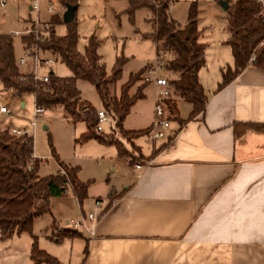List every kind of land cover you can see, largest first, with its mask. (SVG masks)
Here are the masks:
<instances>
[{
    "label": "crops",
    "instance_id": "obj_1",
    "mask_svg": "<svg viewBox=\"0 0 264 264\" xmlns=\"http://www.w3.org/2000/svg\"><path fill=\"white\" fill-rule=\"evenodd\" d=\"M223 67L198 72L202 114L181 126L171 117L145 155L134 146L137 163L120 160L122 182L77 202L95 216L85 228L50 217L55 229L81 233L54 238L74 239L72 264H264V71L246 67L215 91ZM177 111L179 120L189 112Z\"/></svg>",
    "mask_w": 264,
    "mask_h": 264
},
{
    "label": "trees",
    "instance_id": "obj_2",
    "mask_svg": "<svg viewBox=\"0 0 264 264\" xmlns=\"http://www.w3.org/2000/svg\"><path fill=\"white\" fill-rule=\"evenodd\" d=\"M64 7L74 5L77 0H56ZM223 11L225 15V34L223 42L228 47L232 66L220 70V79L215 91H219L234 80L246 67L264 71V49L259 43L264 38V16L261 7L254 0L227 1ZM154 3V2H153ZM147 4L143 0H129L125 13L132 17L135 10L147 7L152 11V31L143 35L150 39L155 46V57H162L161 69L165 73L170 94L165 101L172 119L179 126L203 113L206 105V94L199 81L198 72L204 67L205 45L200 43L199 31L196 25V5L192 3L185 25L180 28L168 17L166 7L159 1ZM51 34L43 48L52 53L57 62L62 64L70 73L67 77H59L51 71L45 83L34 82L28 74L20 81V71L15 64L12 38L0 34V91L10 93L13 98L30 94L33 105L43 110L60 107L63 119L71 124L81 122L85 126L75 143L95 140L99 144L113 146L116 158L125 160L126 155L119 142L108 139V135L96 131L97 117L95 111L85 101L81 100L75 87L77 80L91 84L99 99L102 110L114 122L119 134L126 136L134 134L145 135L143 131H124L122 122L129 109L137 99L142 97L141 89L135 95H128V90L134 82L141 80L147 68L130 76L121 86L119 96H115L114 85L118 80L122 62L117 59L111 73L106 75L104 65L97 54L98 42L91 36L86 39L83 51H77L78 35L74 18L68 24H62L59 16H52ZM65 28L62 35H56L54 27ZM22 44L26 39L21 40ZM252 57V60L250 58ZM167 58V59H166ZM182 100L189 106V112L184 120H179L175 100ZM253 128L254 125H247ZM169 141V140H168ZM53 154V153H52ZM54 174L40 176L37 174L40 160L33 155V140L29 134L16 136L0 126V239L12 235L29 233L33 238L29 248V264H60L52 255L36 246L31 226L35 218L50 212V199L71 191L80 204L86 197L89 182L83 183L78 177V167H71L59 162ZM129 166L135 163H127ZM51 223V237H81L76 229H55ZM55 232V233H54Z\"/></svg>",
    "mask_w": 264,
    "mask_h": 264
},
{
    "label": "rangeland",
    "instance_id": "obj_3",
    "mask_svg": "<svg viewBox=\"0 0 264 264\" xmlns=\"http://www.w3.org/2000/svg\"><path fill=\"white\" fill-rule=\"evenodd\" d=\"M53 10L61 11V6L56 0H50ZM129 0H78V7L74 14L78 40L76 48L82 52L86 39L93 36L98 42L97 54L104 65L106 75L111 73L117 59L122 62L118 80L114 85L115 96L118 97L120 88L130 76H133L144 68H148L155 60V46L150 39L143 35L152 31L150 8L142 7L135 10L132 17H128L125 10ZM147 4L163 2L168 17L176 26L182 28L187 20L189 8L192 3L196 5V25L200 33L199 42L204 44V67L202 72L217 71V64L224 67L231 65L230 51L223 44L225 40V15L221 11L219 3L226 0H143ZM232 1V0H227ZM26 2V5H24ZM153 3V4H154ZM47 0L38 2L39 17L42 21H49L51 15L46 13ZM29 0H5V6L0 9V34L7 35L10 32H19L32 18L29 12ZM63 8V7H62ZM22 19L20 23L19 20ZM63 26L54 27L56 35H62ZM13 55L15 59L22 56V44L20 38H12ZM167 59V58H166ZM50 70L40 68L38 75L42 76L50 71L59 77L70 75L68 70L60 63L51 65ZM157 75L165 78L164 71L158 70ZM147 75L141 74V80L134 82L128 95L136 94L141 89L142 97L137 99L128 111L122 129L124 131L139 132L145 130L152 122L153 98L158 91L151 81H142ZM75 87L79 91L81 100L85 101L95 111H101L102 107L95 90L86 81L77 80ZM202 87V86H201ZM205 87V86H204ZM203 89V88H202ZM204 90V89H203ZM6 93V100L10 97ZM179 115L185 117L188 106L182 100H175ZM4 120V121H3ZM0 126L8 129L24 131L32 136L33 151L35 157L40 160L37 174L46 176L57 171V164L52 156H56L59 162L71 167H78L77 177L83 182H89L86 198L97 194L103 195L111 187L117 186L124 179L121 177V170L127 168L124 163H137V147L141 154L145 155L151 147V142L145 135L140 134L136 138L134 134L122 136L114 126L110 130L108 122L100 124L101 133L108 135V139L115 143L119 142L124 151L125 162L116 158L115 148L99 144L91 139L82 143H75V140L85 132L83 123L71 124L62 117L61 108L55 107L43 110L42 114H34L33 98L30 94H24L20 98H13L11 113L9 116H2ZM34 122V127L30 123ZM158 142V140L156 141ZM136 148H135V147ZM53 153V154H52ZM114 162H120L124 167L112 169ZM83 199V200H84ZM92 199V198H91ZM85 211V215H86ZM58 220L62 217L76 219L82 218L77 200L68 190L66 194L54 197L50 202V212L42 214L32 222L31 235L38 248L54 256L60 264H72L75 257L74 239H63L55 241L51 237V230L44 228L50 224V219ZM52 220V219H51ZM49 224V225H48ZM55 233V232H54ZM33 238L29 233L12 235L9 238L0 239V264H28V251Z\"/></svg>",
    "mask_w": 264,
    "mask_h": 264
},
{
    "label": "built area",
    "instance_id": "obj_4",
    "mask_svg": "<svg viewBox=\"0 0 264 264\" xmlns=\"http://www.w3.org/2000/svg\"><path fill=\"white\" fill-rule=\"evenodd\" d=\"M40 0H29V12L32 14V18L29 19L26 25L19 32H10L7 34L10 38H20L26 39L27 42L22 44V56L18 59H15V64L19 69L20 81L26 79L25 75L28 76L34 82H43L45 83L48 78V73L42 76L38 75V70L40 68H45L50 70V66L57 63L56 57L50 53L47 49L43 48V45L48 42L52 25L49 21H42L39 17V7L38 2ZM209 2L210 0H205ZM257 4L260 5L262 14L264 16V0H254ZM5 6V0H0V9ZM63 10V8L61 7ZM46 13L51 16L61 15V11L53 10V6L50 0H47L46 4ZM259 47L264 49V38L259 43ZM162 57H155L154 63L150 65L145 74L147 75L142 79L143 82L148 83L151 81L152 85L158 89L154 93L153 100V117L152 122L148 128L147 133L145 134L146 138L150 142H155L156 140L163 139L165 137V132L169 127V120L171 119V114L166 107L165 101L167 100L170 91L168 89L167 80L161 76L157 75V71L161 70V61ZM252 60V57L250 58ZM6 93L0 91V115L9 116L11 110L8 107V103L5 102ZM43 113V108L34 106V114L39 115ZM97 125L96 131L101 132L100 124L108 122L110 130L114 127L111 126L113 121L107 116V114L101 110L97 111ZM30 126L34 127V122L30 123ZM11 134L20 136L27 134L24 131L7 129ZM138 168V166H135ZM94 207L99 209L101 207L99 200H94ZM95 216L93 213H86V215L78 217L76 219L70 218L66 221L67 224H70L74 228H85V219H94Z\"/></svg>",
    "mask_w": 264,
    "mask_h": 264
},
{
    "label": "water",
    "instance_id": "obj_5",
    "mask_svg": "<svg viewBox=\"0 0 264 264\" xmlns=\"http://www.w3.org/2000/svg\"><path fill=\"white\" fill-rule=\"evenodd\" d=\"M219 6H220L221 11H224L227 7V2L226 1L220 2ZM76 8H77L76 4L64 6L63 12L61 13V16H60L62 24H68L72 22Z\"/></svg>",
    "mask_w": 264,
    "mask_h": 264
}]
</instances>
